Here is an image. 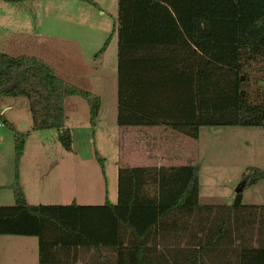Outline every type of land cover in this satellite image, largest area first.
<instances>
[{
  "label": "trees",
  "instance_id": "obj_1",
  "mask_svg": "<svg viewBox=\"0 0 264 264\" xmlns=\"http://www.w3.org/2000/svg\"><path fill=\"white\" fill-rule=\"evenodd\" d=\"M114 34L119 127H166L193 140L203 127H264V91L254 95L249 84L251 66L264 67V0H118ZM69 97L89 103L95 127L100 97L66 84L37 57L0 56V107L4 98H26L32 130H57L66 150ZM11 128L15 204L0 207V236L38 238L39 264H77L78 255L58 248L78 247L106 264H264V205H244L241 192L231 205H200L196 163L121 166L117 205H27L19 174L25 135ZM243 180L256 185L264 171L250 168Z\"/></svg>",
  "mask_w": 264,
  "mask_h": 264
},
{
  "label": "rangeland",
  "instance_id": "obj_2",
  "mask_svg": "<svg viewBox=\"0 0 264 264\" xmlns=\"http://www.w3.org/2000/svg\"><path fill=\"white\" fill-rule=\"evenodd\" d=\"M93 2L98 7L81 0H31L17 4L0 1V56L38 58L40 53H46L55 60L58 71L71 75L73 86L91 92L102 101L97 127L90 123V105L86 100L72 97L67 101L66 129L71 132L72 146L66 150L57 130L29 129L32 117L26 98L2 99L4 107H13L11 113L25 135L21 175L30 190L29 196L36 202L30 203L24 197L31 205L62 204L66 194L79 200L91 196L97 192L101 180L103 183V175L107 176L111 190L115 188L118 192L119 168L126 166L132 148L133 161L143 157L141 145L152 154L155 150L169 154L161 158L169 164L178 157L174 148L178 146L175 142L179 133L160 127L145 130L146 134L141 128L121 130L116 126L118 38L113 35V29L118 19V0ZM42 38L47 41L42 42ZM109 38L112 39L106 52L97 58ZM250 70V90L257 95L264 91L261 81L264 67L255 63ZM244 129L241 131L246 132L240 135L228 133L230 130L224 127L203 130L201 142L196 145L200 155L197 153L195 158L203 172L200 205L232 204L231 199L240 192L244 205L264 204V180L251 187L245 186L243 180L250 168L264 171V127ZM15 166L13 161L14 173ZM1 238L0 250L24 254L32 248L31 253L35 244L36 255H0V264H39L38 238L22 243ZM185 243L186 239H182L179 244Z\"/></svg>",
  "mask_w": 264,
  "mask_h": 264
},
{
  "label": "crops",
  "instance_id": "obj_3",
  "mask_svg": "<svg viewBox=\"0 0 264 264\" xmlns=\"http://www.w3.org/2000/svg\"><path fill=\"white\" fill-rule=\"evenodd\" d=\"M42 42L47 41L46 38L40 39ZM39 59L43 60L46 62L48 65H50L56 72V75L62 79L66 84L68 85H74L72 80H71V75H69L66 72L63 71H58L57 70V64H55V60H53L51 57L49 58L48 54L46 53H40L39 54ZM72 97L66 98L65 99V112H66V103L69 99ZM13 107L11 105L4 107L3 101L1 102V107H0V113L2 114V118L5 121L6 126L3 128H0V207L1 206H13L15 204V199H14V193L12 190V187L15 185L16 181V166H15V173L12 171V163L15 161V156H14V148H15V142H14V131L11 128V126L15 129L16 132L23 134V129L19 126L18 120L15 118V116L11 113V110ZM102 109V105H101ZM101 115V110L96 122V126L98 125V120ZM65 120V127H68L66 124ZM32 118H31V124L29 125V129L32 130ZM118 126V124L116 125ZM123 129H131V128H121ZM158 129L160 127H147V128H141V130H149V129ZM166 128V127H164ZM210 128V127H208ZM227 131L233 132L235 134H244L246 131H241V129H244V127H224ZM138 129V128H135ZM169 129V128H166ZM205 127L201 128L200 131V137L198 140H193L190 139L186 136H182L178 134V140L175 142V144H178L177 148L175 149L174 147V152L178 154L177 158H174L171 160L172 164H169L167 159H161V158H167L169 154L163 153L159 150H155L154 154L147 149L146 146L141 145V153L142 156L139 161H133L132 159V149L128 151V156L127 160H125V165L131 168H137V167H146V168H154V167H182V166H187L189 164L195 163V158L197 156V153L199 154V150L196 149V145L201 142L202 139V133ZM171 130V129H169ZM143 131V132H144ZM148 131H145L146 134ZM144 133V134H145ZM130 147H132V144H130ZM138 148V147H136ZM145 149V150H144ZM157 154V155H156ZM160 157L157 158L156 156ZM200 155V154H199ZM22 163H23V158L20 160V186L21 189L24 193V197L28 199V201H32L30 203H36L34 202V199L29 196V189L26 188L24 184L23 177L21 175L22 172ZM202 167L200 171V176H199V182H200V201H201V178H202ZM15 175V177L13 176ZM106 175H103V183L102 180L100 181V184L97 186V192L94 193L93 195H87L85 198H81V200L78 199L77 196L69 194L65 195L64 202H61L62 204L58 205H71L72 203H76L80 206H104L106 202H110L112 205H117L118 203V192H116L115 188L112 191L110 188L109 180L106 178ZM99 183V182H98ZM258 184V183H257ZM26 199V200H27ZM234 199H231V202H234ZM243 201H244V196H243ZM27 205L28 202H26ZM231 205V204H228ZM264 204H258V206H262ZM2 237L1 239H7V241H15L17 243H22V242H31V238L33 237H26V236H0ZM3 241V240H2ZM35 244L32 252L30 253V250L32 248H29V252H25L24 254L22 253H11L6 251L4 248L0 250V255H36L35 251ZM102 254L103 255H115L113 251L110 250L108 247H102ZM162 248L158 247V252L161 251ZM58 255H78V262L77 264H106L104 263L103 259L98 258L95 256V252L93 250H89L86 248H80L78 247L73 248L71 253H68L67 251L61 250V248H58Z\"/></svg>",
  "mask_w": 264,
  "mask_h": 264
},
{
  "label": "built area",
  "instance_id": "obj_4",
  "mask_svg": "<svg viewBox=\"0 0 264 264\" xmlns=\"http://www.w3.org/2000/svg\"><path fill=\"white\" fill-rule=\"evenodd\" d=\"M5 126H6L5 121H4V119L2 118V114L0 113V128H3V127H5Z\"/></svg>",
  "mask_w": 264,
  "mask_h": 264
}]
</instances>
